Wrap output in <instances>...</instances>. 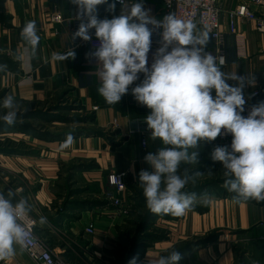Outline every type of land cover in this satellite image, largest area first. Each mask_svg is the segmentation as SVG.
Masks as SVG:
<instances>
[{
  "label": "crops",
  "instance_id": "crops-1",
  "mask_svg": "<svg viewBox=\"0 0 264 264\" xmlns=\"http://www.w3.org/2000/svg\"><path fill=\"white\" fill-rule=\"evenodd\" d=\"M113 2L108 0L109 4ZM135 2L142 3L144 9L159 20L167 15L160 0H125L122 6L115 2L114 11H110L107 4L98 6V18L111 19L121 11L126 12ZM239 2L219 0L221 38L213 40L209 37L205 51L216 60L218 56H224L222 71L226 75H243L249 81L254 79V85L245 82L243 91L248 98L259 89L258 95L252 99L257 105L264 101V31H257L254 21L236 17L235 33H230L227 11L233 10ZM0 4V64L7 65L5 71H0V108L7 95L16 98L19 111L44 112L59 105L72 106L73 109L63 110L65 116L89 118L73 123V127L100 132L75 135L67 146V138L44 140L16 132L15 141H24L38 154L0 153V192L7 196L9 190L13 191L14 202L20 198L28 200L38 233L42 236L53 234L57 240L67 241L54 245L50 240L57 251L62 252L71 242L79 250L93 254L91 264H99L112 254L109 251L118 242L117 226L129 218L118 217L115 207L107 202L105 193L111 189L107 175L125 174L126 190L121 197L129 208L128 215L143 212L146 200L139 185V172L152 171L144 157L165 147L159 139H151L150 130L144 148L138 134L128 133L132 119H145L150 114V109L138 103L131 92L143 81L144 74H138V80L129 86L128 93L119 103L108 104L98 92L101 65L91 56L89 41L79 37L73 40V33L81 21L76 18L77 7L71 0H0ZM253 10L264 18V6H255ZM54 13L61 14L63 21L53 23L50 18ZM31 20L36 21L40 42L36 56L29 59L22 55L25 43L20 33ZM149 28L153 33L148 67L162 46L163 31L152 25ZM197 31L203 30L197 26ZM89 35L93 37L95 29H91ZM71 50L75 52L74 59H53L54 53L66 54ZM18 54H21L20 60L16 59ZM227 83L236 86L238 82L230 79ZM212 94L215 96L214 91ZM48 124L51 130H56L51 132L60 133L65 131L62 128L67 123L51 121ZM216 146L226 145L218 138L202 142L195 149L199 151V163H182L181 172L185 167L199 166V171L208 166L223 167L211 159L210 154ZM67 172L72 173L68 180ZM70 190L81 191L67 194ZM211 194L201 196L210 197L211 203H201L203 208L200 211L191 209L177 219L156 217L155 225L168 230V240L154 242L139 264H146L148 255L161 254L177 241L206 238L214 232L219 233L217 239L185 253L180 262L264 264V201ZM96 200L106 203L97 205L94 204ZM197 200L200 202V198ZM82 201L90 204H79ZM41 216L47 218L46 224L40 223ZM89 223L93 224V234L84 231ZM14 257L19 264H34L19 247Z\"/></svg>",
  "mask_w": 264,
  "mask_h": 264
},
{
  "label": "clouds",
  "instance_id": "clouds-1",
  "mask_svg": "<svg viewBox=\"0 0 264 264\" xmlns=\"http://www.w3.org/2000/svg\"><path fill=\"white\" fill-rule=\"evenodd\" d=\"M77 7L76 18L81 22L76 37L89 41L91 29H95L98 44L91 56L101 65L99 94L108 104H117L129 91L140 73L143 81L131 89L135 100L150 109L144 121L152 140L159 139L165 147L150 152L145 162L152 171L139 172V185L143 189L146 207L154 214L183 216L197 202L196 193L183 191L191 182L204 175L196 171L189 175L180 173V165L199 163L198 149L202 142H212L222 134L232 136L231 145L216 146L211 159L220 162L224 169V187L237 199L264 201V101L254 105L247 117L243 116L246 99L245 82L254 85L247 77L226 75L216 58L205 51L209 40L207 30L197 31L191 19L177 18L170 13L159 20L135 2L120 15L111 19H99L97 9L108 5L114 11L116 3L108 0H71ZM121 6L124 0H118ZM162 28V46L154 54L148 67V54L152 44L153 29ZM21 39L25 43L22 55L29 59L37 54L40 36L36 21L23 26ZM170 49V50H169ZM75 58L71 50L66 54L54 53L53 59ZM21 59V54L16 56ZM7 69L0 64V71ZM236 80V86L227 83ZM213 91L215 96H213ZM7 109L0 117L14 124L19 105L16 98L7 95L2 102ZM73 137L67 136L65 146ZM191 150V151H190ZM15 193L9 190L7 197L0 192V260L16 254L17 247H26V225L23 221L32 211L26 198L13 201ZM200 202L211 203L210 197ZM40 223L47 218L41 216ZM182 256L174 248L167 254L147 256L146 264H179ZM129 264H137L133 257Z\"/></svg>",
  "mask_w": 264,
  "mask_h": 264
},
{
  "label": "built area",
  "instance_id": "built-area-1",
  "mask_svg": "<svg viewBox=\"0 0 264 264\" xmlns=\"http://www.w3.org/2000/svg\"><path fill=\"white\" fill-rule=\"evenodd\" d=\"M113 1L119 3L118 0ZM160 1L167 15L172 13L180 19H191L194 23H196L197 26L202 28L203 31L207 30L209 37L213 40H219L221 38L220 14L222 11L220 8L219 0ZM255 6H264V0H240V2L233 10L227 11L230 33H235L236 17L252 20L255 23V28L257 31H264V18L255 13V11L253 10V7ZM50 19L53 23H60L63 21L62 15L59 13H54ZM89 44L92 53L95 51L96 45L98 44L95 35L91 40H89ZM224 62V56H218L217 63L220 66L221 71L222 67L224 66ZM239 76L243 77V75ZM258 93L259 89L251 93L250 97L245 98L247 102L244 106V112L242 113L243 116L247 117V115L251 111V108L255 105L252 102V99L256 97ZM128 133L138 134L140 137V144L142 148L145 147L148 128L146 122L144 121V118L132 119L129 123ZM217 138L230 148L232 140V136L230 134H223L222 130V134ZM124 178L125 174L122 172H115L107 175V183L111 189L110 191H107L105 193V197L107 202L115 207V214L118 217H126L129 212V208L126 207L123 202V198L121 197V193L126 190ZM23 223L26 225V247L22 251L34 264H69L63 258L60 251H57L55 248H53L45 237L41 236L35 231L36 224L30 213L28 217L23 221ZM84 231L87 234H93V224L89 223L85 227ZM14 256L9 257L5 260H0V264H19L16 262Z\"/></svg>",
  "mask_w": 264,
  "mask_h": 264
},
{
  "label": "rangeland",
  "instance_id": "rangeland-1",
  "mask_svg": "<svg viewBox=\"0 0 264 264\" xmlns=\"http://www.w3.org/2000/svg\"><path fill=\"white\" fill-rule=\"evenodd\" d=\"M63 105V104H62ZM62 107H67V106H56L53 107L52 109H63ZM47 110L45 111L47 113V115H53L51 113H55L58 115H65V111L63 110ZM19 111V110H18ZM6 112V109H4L3 107L0 108V117H2L3 115H5L4 113ZM3 119H0V141H3L4 139H10L15 141V139L13 138V136L15 135V133L17 132L14 128L12 127H8L5 123L3 122ZM25 122L32 124L34 127H36V125H44L45 124V128H43L44 130H48V131H56V130H51L52 128L49 127L50 124H48V121H44L42 118H34V119H29V120H24ZM55 121V120H54ZM58 121V120H56ZM62 122V121H59ZM44 123V124H43ZM66 126H63L62 129H65V131H70L72 130L74 124H64ZM43 130V131H44ZM78 131L79 129H74L72 131ZM62 131V132H65ZM22 133V132H21ZM25 136H28L27 133H23ZM32 136V135H31ZM34 137V136H33ZM41 139V138H40ZM18 142V141H16ZM23 145H25L24 141ZM29 147V145H26L25 147H23L24 149H27ZM33 152H35V154H38V151L36 152V150H33ZM35 154H29V155H35ZM187 170V173L189 175L194 174L196 171H199L200 168L199 166L197 167H191L190 169H187L185 167V169L183 168L182 172L180 170V173L183 174L184 171ZM68 171V170H67ZM204 173V175H202L201 177L197 178L196 183H194V185H201L202 183L205 182H209L212 181L215 183V188H213L212 186H210L211 188H206L203 189L199 192H197V198H201V196L207 194V193H212L211 195H218V196H226L227 192H229L222 184L223 183V179H225L224 177V169L223 167H205V169H203L202 171ZM68 173V172H67ZM67 176V175H66ZM68 179H70V177H68ZM67 179V180H68ZM193 186V183L189 182L185 188L188 186L190 187ZM219 185V186H217ZM217 186V187H216ZM187 187V188H188ZM223 187L224 189L227 190V192L223 189L221 190ZM184 188V189H185ZM186 188V189H187ZM183 189V190H184ZM185 189V190H186ZM184 190V191H185ZM228 196V195H227ZM145 209L140 210V212L138 213H131L130 217L127 218L128 216H126L125 218H127L125 221H123L121 223V225L119 226V230L117 231V235H118V242L115 243V247H113V250H110L109 253H112L111 255H107V258H104L103 261L101 260V262H99V264H119L121 262V258H125L134 248H135V244L137 243V245H143L142 240H139V238H137V230H138V224L140 223L141 219L145 217V213L147 212L148 208L144 207ZM203 208V204H201V202H199L197 200L196 204L194 205V207L192 208V210H197L200 211ZM30 215L32 216L33 214L30 212ZM164 214H153L152 217L150 218L149 222H147V226H145L147 228L146 232H151V233H155L157 235V237H159L158 239L151 241L149 243H146V245H148L145 248V252L150 249L151 245L154 242H163L168 240V230L159 226V225H155V219L156 217H162L165 219H177L179 216H174L171 214H167V216H163ZM124 218V219H125ZM43 234V233H42ZM46 235V236H44ZM43 236L47 238V240L50 243V240H52V244L54 245H60V243H64L65 240H57V238L53 235V234H44ZM134 237H136V241H134ZM191 241L196 242V239H193ZM67 242V241H66ZM65 242V243H66ZM188 242H184V241H177L176 243H173L170 248L166 249L165 251H163L161 254H167L168 250L171 249H175L177 250L181 256H183L185 253H181L180 249L185 247V244L189 243ZM51 244V243H50ZM68 248L66 247L62 252L61 255L63 256V258L69 263V264H85V262L90 263L92 261L91 258H93V254L90 251H83V250H79L77 246H75L73 243L69 242L68 244ZM70 248V249H69ZM196 248V247H195ZM72 249V250H71ZM144 252V254H145ZM189 252V251H188ZM187 253V252H186ZM144 256V255H143ZM143 259V257H142ZM141 259V260H142ZM141 260H137V264L140 263ZM91 264V263H90ZM179 264H182V262L179 261Z\"/></svg>",
  "mask_w": 264,
  "mask_h": 264
},
{
  "label": "trees",
  "instance_id": "trees-1",
  "mask_svg": "<svg viewBox=\"0 0 264 264\" xmlns=\"http://www.w3.org/2000/svg\"><path fill=\"white\" fill-rule=\"evenodd\" d=\"M0 10H1V4H0ZM63 109H55V110H70V109H73L72 106L70 107H62ZM52 109V110H54ZM34 118H42L44 121H48V122H51V121H62L64 123H67V124H73V123H76V122H84V121H87L89 118L88 116L87 117H82V116H77V115H73V116H61V115H57V114H53V115H47V113L44 111H40V110H24V111H18V116H17V119L15 121L14 124H7L5 123L8 127H12L14 128L17 132H22V133H27L28 135H32L36 138H41V139H44V140H55V139H58V138H67V136L69 134H71V136H75V135H82V134H99L100 132H94L93 130H84V129H79L78 131H72V130H68V131H65V132H60V133H55V132H51V131H48V130H44L43 128H45V124L44 125H36V127H34L32 124H29L27 122H25L24 120H29V119H34ZM4 121H2L3 123ZM44 130V131H43ZM26 145H23V142L21 141H13V140H10V139H4L3 141H0V153H4V154H35V152H33V150L27 148V149H24L23 147H25ZM71 174L70 172L67 173V176H66V180L68 179V177H71ZM224 180V179H223ZM224 184V181L223 183ZM67 186V184H66ZM210 186H212L213 188H215V183L212 182V181H209V182H205V183H202L201 185H194L190 187H186L184 190L185 192L187 193H197L203 189H206V188H211ZM219 186V185H217ZM216 186V187H217ZM223 190L224 188L221 187ZM183 190V191H184ZM226 192L227 190L224 189ZM81 190H70L67 194H71V193H76V192H79ZM229 196V197H235V194L234 193H231V192H227L226 196ZM6 196V195H5ZM7 197V196H6ZM14 201V200H13ZM65 202H68L67 200ZM95 203L94 204H97V205H104L106 202L103 201V200H96L94 201ZM90 204L88 201H82V202H79V204ZM133 214H135L133 212ZM154 213L150 212L149 209L147 210V212L145 213V217L141 219L140 223L138 224V230H137V238H139V240H142V242H146V243H149L151 241H154L156 239H158L159 237H157V235L155 233H151V232H146L147 231V228L145 226H147V222H149L150 218L152 217ZM130 213L128 215V217H130ZM163 216H167V214H164ZM36 224V223H35ZM119 226H117V231L119 230ZM38 228L35 226V231L38 233ZM39 234V233H38ZM41 235V234H40ZM42 236V235H41ZM219 236V233L217 232H214L212 234H210L209 236H207L206 238H201V239H196L197 241L194 242V241H190L189 243L185 244V247L184 248H181L180 249V252L181 253H186L192 249H194L195 247L197 246H202V245H206L207 243L209 242H212L214 241L215 239H217V237ZM136 237H134V241H136ZM137 242V241H136ZM144 243H142L143 245H137V243L135 244V248L125 257V258H121V262L119 264H129V261L135 257L136 260H141L143 255H144V252H145V248L148 246ZM70 249V248H69ZM72 250V249H71Z\"/></svg>",
  "mask_w": 264,
  "mask_h": 264
}]
</instances>
